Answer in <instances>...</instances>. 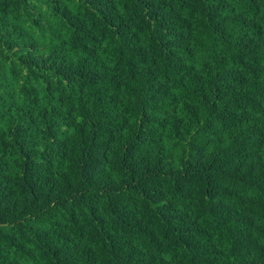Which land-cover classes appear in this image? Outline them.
Listing matches in <instances>:
<instances>
[{
  "label": "trees",
  "instance_id": "16d2710c",
  "mask_svg": "<svg viewBox=\"0 0 264 264\" xmlns=\"http://www.w3.org/2000/svg\"><path fill=\"white\" fill-rule=\"evenodd\" d=\"M196 2L103 0L107 5V10L101 11L104 23L114 22L122 29L119 33L124 45L119 64L121 75L114 80L108 79L98 67L94 74L96 79L80 77L75 82L81 92L80 103L89 99L88 89L93 90L91 96L98 103V89L105 88L112 94V100L117 101L115 106L121 109V119L109 116L102 128L103 146L108 153H111L112 145L118 144V128L128 123V115L133 111L123 109L118 103V94L126 91L133 81L137 82L138 92H143L146 87L149 89L146 103L164 96L171 83L184 91L187 97L185 111L190 116L202 108H210L223 118L226 128L246 125L248 122L242 120L241 115L249 109L264 113V67H261L264 64V46L259 42L264 38V19L259 18L264 0H242V13L233 17L226 14L229 0L209 5L206 27L213 41L221 46V53L226 40L238 42V46L235 55L221 56L215 63V75L207 72L205 66L203 77L189 76L193 65H180L177 60L182 56L183 60L190 62L199 49L198 33L194 29L203 26V21L195 15ZM57 3L63 10L54 11L66 17L78 30L68 40H64L63 33L57 37L65 54L57 55L56 64L63 65L62 76L73 78L67 51L79 49L86 55L91 54L90 46L113 34L104 31L101 23L86 9L70 8L69 4L75 3V0H57ZM86 3L95 6V0H86ZM122 4L131 15H119ZM13 5L14 0H0V23H4ZM232 11L235 12V9ZM144 15H147V20ZM248 16L253 19L249 21ZM152 22H155L158 35L167 30L169 34H176L174 42L181 39L187 41V47L175 48L168 53L171 61L161 56V50L166 46L156 43V38L152 36ZM229 25L232 27L229 28ZM99 58L97 49L96 59ZM229 61L238 69L231 75L226 72ZM140 65H150L146 76L137 71ZM240 72H243L242 76ZM85 73L87 75V66ZM161 81L164 82L162 87L159 84ZM189 81L195 84V94L188 91ZM49 84L52 88L59 87L51 81ZM157 121L152 126L161 130L169 126L175 130L182 124L179 117L175 120L157 117ZM193 122L198 123L194 118ZM145 123H148L147 113ZM252 127L254 132L246 130L234 142V151L230 155L214 158L207 171L177 176L170 170L150 178L137 176L141 187H132L127 195H117L113 190L125 183L123 178L119 183L113 181V187L107 188L103 196L97 189H92L82 195V201L77 202L84 203L86 213L77 206H72L69 212L64 200H59L49 213L40 212L41 208L51 204L52 197L59 195L61 189L65 195L78 190L79 169L73 167L70 174L55 176L53 169L63 166L58 160H50L39 167L26 163L24 176L17 179L10 174L8 160L0 155V264H21L22 260L25 264H121L120 253H124L127 264H166L163 253L168 249L162 248L165 241L173 242L171 251L178 253L179 264H228L222 248L214 244L218 238H231L233 252L241 261L251 259L253 254L257 261L264 259V243H261L264 241V157L257 156L255 165L243 170L235 164V161H244L254 154L257 143L264 141V122L256 121ZM135 136L137 139L123 152L125 160L122 164L140 167L137 161L141 159L144 144L139 142L140 133H135ZM152 136L155 138L156 133L153 132ZM88 143L91 146L94 140ZM153 146L159 147L154 141ZM61 152L67 154L65 161H68L75 156L74 145L64 144ZM155 167L154 163L153 169ZM116 171L118 174L121 172L120 169ZM131 175L130 172L127 183L135 184ZM245 181L253 182L257 193L256 199L247 205L241 200ZM85 187H88L87 183ZM152 192L159 194L156 200L147 195ZM98 199L104 203L101 205ZM212 200L218 201L214 207L211 206ZM37 201L39 205L35 211L40 212L39 219H31L33 205ZM163 201H167V207H161ZM26 214L28 222L20 223ZM58 214L59 220L56 219ZM221 233L224 235L220 236ZM103 251L111 255L104 257ZM145 252L152 253L147 261L143 255Z\"/></svg>",
  "mask_w": 264,
  "mask_h": 264
},
{
  "label": "clouds",
  "instance_id": "9594fccd",
  "mask_svg": "<svg viewBox=\"0 0 264 264\" xmlns=\"http://www.w3.org/2000/svg\"><path fill=\"white\" fill-rule=\"evenodd\" d=\"M218 2L219 0H197L195 4L197 9L195 15L203 21V26L194 29V32L198 33L199 49L190 62L183 60L182 56L177 57L180 65L188 63L193 65V71L188 73L189 76L203 77L206 74L205 66L207 72L215 75L217 72L215 63L221 56L227 58L236 54L238 42L226 40L221 53V46L213 41L206 27L209 19L208 7L215 6ZM69 7L79 11L86 9L101 23L104 31L113 34L99 44L90 46L91 54L86 55L79 49L67 51V62L72 66L73 78L62 76L63 65L56 64L57 55L65 54L57 37L63 33L64 40H68L72 33L78 30L66 17H61L54 11L63 10L57 0H14L4 23H0V155H4L11 165L10 174L17 179L22 178L26 163L39 167L50 160H58L63 165L53 169L55 176L70 174L73 167L80 170L77 173L78 190L65 195L61 189L59 195L52 197L51 204L41 208L40 212L49 213L59 200H64L67 202L69 212L72 206H77L86 213L84 203H77L82 201V195L97 189L103 196L107 188L113 187V181L119 183L122 178L125 183L113 188L117 195H127L132 187H141L136 180L137 176L141 179L150 178L154 174L167 173L170 170L177 176H185L193 171H207L214 158L230 155L234 151V142L243 136L246 130L255 131L252 126L256 121L264 122V113L250 109L241 115V119L247 120L248 123L231 128L224 127L223 118L214 114L210 108H202L190 116L185 111L187 97L184 91L171 83L164 96L146 103L145 97L149 89L146 87L143 92H138L137 82L133 81L126 91L118 94V103L123 109L133 111L128 115V123L121 124L118 128V144L112 145L111 153H108L103 146L105 138L102 128L109 116L116 120L121 119V109L115 106L117 101L112 100V94L105 88L98 89V103L96 98L91 96L92 89H88L89 99L80 103L81 92L75 81L80 77L96 79L94 74L98 67L104 71L108 79L114 80L121 75L119 64L124 53V45L120 41L119 33L122 29L114 22L104 23L101 11H106L107 5L103 0H95V6L86 3V0H75ZM232 9H235V12ZM242 11V0H229L226 11L229 17L239 16ZM119 15L131 13L126 12L122 4ZM259 18L264 19V9L259 13ZM144 19H148L147 15H144ZM252 19V16H248L249 21ZM152 26V36L156 38V43L166 46L161 50L162 57H168L171 61L172 57L168 56V53L173 52L175 48L187 47L185 39L174 42L175 33L169 34L167 30H163L158 35L155 22H152ZM228 27L231 28L232 25ZM237 34H240L239 30ZM259 42L264 46V38ZM97 49L100 52L99 60L96 59ZM261 67H264V64ZM149 68L150 65H140L137 66V71L146 76ZM237 71L236 66L229 61L227 74L231 75ZM240 75L242 76L243 72H240ZM50 81L59 87L52 88ZM163 83L159 82L161 87ZM187 88L189 92L195 94L193 82L189 81ZM137 108L140 111H134ZM145 113L148 123H145ZM157 117L171 120L179 117L182 124L175 130L171 126L161 130L152 126L154 121L158 122ZM193 118L198 123L193 122ZM153 132L156 133L155 138L152 136ZM135 133H140L139 142L144 144L141 159L137 161L140 167L122 164L125 160L123 152L137 139ZM93 140V145L89 146L88 142ZM153 141L159 145L158 148L153 146ZM66 143H72L75 148V156L68 161H65L67 154L61 152L62 146ZM257 156L264 157V141L257 143L254 154L244 161H235V164L239 170H243L254 166ZM92 161L95 163H91ZM84 169L89 171L85 172ZM117 169L121 170L119 174ZM130 172L131 179L136 181L135 184L127 183ZM85 183L88 187H85ZM242 191L241 200L245 205L256 199L257 193L253 182L245 181ZM147 195L156 200L159 194L152 192ZM204 200L207 202V197ZM98 203L102 205L104 201L98 199ZM217 203V200H212L211 206L214 207ZM38 205L39 201L33 205L31 219H39L40 212L35 211ZM161 207H167V201H163ZM244 211L246 213V207ZM28 219L29 216L26 214L20 223L26 224ZM56 219H60L59 214ZM214 244L222 248L228 264H264V259L257 261L255 254L251 259L241 261L233 252L234 243L231 238H218ZM173 247L172 241L162 243V248L168 249L163 253L166 264H179L178 253L171 251ZM109 255L111 253L108 251L102 252L104 257ZM119 255L121 264H127L124 253ZM143 255L147 261L152 253L145 252ZM21 264L25 262L22 260Z\"/></svg>",
  "mask_w": 264,
  "mask_h": 264
}]
</instances>
